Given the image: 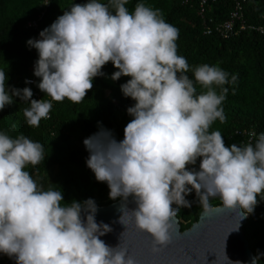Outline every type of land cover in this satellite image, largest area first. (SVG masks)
<instances>
[{
  "label": "clouds",
  "instance_id": "clouds-1",
  "mask_svg": "<svg viewBox=\"0 0 264 264\" xmlns=\"http://www.w3.org/2000/svg\"><path fill=\"white\" fill-rule=\"evenodd\" d=\"M128 2L76 3L41 31L40 39H29L39 56L37 87L50 99H32L30 87L9 89L0 70V111L18 97L30 102L23 110L26 124L39 127L50 118L53 101L82 102L109 62L116 69L113 81L129 77L121 91L135 104L127 109L132 119L124 139L117 141L100 126L83 141L86 164L98 182L108 185L109 198L124 202L119 222L126 226L125 218L134 217L159 253L172 242L180 208H191L186 197L193 190L205 214L214 198L241 220L254 212L258 197L264 200V133L254 144L226 147L220 131L210 132L215 121L226 120L224 86L237 76L229 80L218 64L190 69L178 55L179 29L159 9L138 3L130 12ZM196 85L203 91L198 93ZM44 159L41 143L0 132V254L15 264H137L127 248L100 239L112 228L97 223L94 200L62 204L61 191L44 190L25 170ZM197 160L199 170H189ZM130 197L133 210L127 206Z\"/></svg>",
  "mask_w": 264,
  "mask_h": 264
},
{
  "label": "trees",
  "instance_id": "trees-1",
  "mask_svg": "<svg viewBox=\"0 0 264 264\" xmlns=\"http://www.w3.org/2000/svg\"><path fill=\"white\" fill-rule=\"evenodd\" d=\"M86 2L51 0L42 21L34 30L28 29L27 25L37 20L44 10L43 0H0V70L8 77L6 83L9 89L30 87L32 90L25 81L33 76L31 66L39 56L36 49L29 48L27 41L40 39V32L50 27L64 11L76 3ZM100 2L107 3L108 0ZM138 3L159 9L166 22L179 29L178 55L186 58L190 69L201 64H218L229 73V80L231 76H237L234 84L224 86L228 88L222 105L225 122L215 121L209 131H220L226 147L234 143L244 145L249 134L255 132L254 144L259 134L264 133V0L243 3V19L250 29L239 31L236 24V33L227 38L215 31V25L229 19L235 5L233 0H216L214 3L209 0L203 16L199 12V0H129L126 7L131 12ZM208 29L212 30L210 34H206ZM102 71L105 75L94 79L92 90L82 102L74 104L67 99L53 101L50 118L42 119L39 127L26 124L23 110L30 107V102L21 101L18 97L13 98V104L0 111V132L11 138L23 134L43 145L45 159L35 167L29 165L25 170L44 190L61 191L64 196L62 204L92 199L97 207H106L121 200L109 198L108 185L98 182L86 164L89 152L83 141L98 132L100 126L110 130L117 141L123 140L124 128L132 119L127 109L135 104L121 91V85L130 78L121 77L113 81L111 76L116 69L111 62ZM187 75L194 80L191 70ZM39 82L40 78L37 85ZM196 88L198 93L203 91L199 85ZM43 99L50 98L43 93ZM199 163L200 160H197L196 165L189 166V170H199ZM186 199L192 206L179 210L177 219L181 231L189 229L203 212L194 190ZM221 205L219 198L210 199V209ZM263 205L264 200L258 197L254 209L256 219L250 218L244 226L245 236L258 264H264ZM9 259L0 254V263Z\"/></svg>",
  "mask_w": 264,
  "mask_h": 264
},
{
  "label": "water",
  "instance_id": "water-1",
  "mask_svg": "<svg viewBox=\"0 0 264 264\" xmlns=\"http://www.w3.org/2000/svg\"><path fill=\"white\" fill-rule=\"evenodd\" d=\"M122 203L120 200L106 207H97V223L112 228L100 239L110 247L121 245L127 248L137 264H252L256 258L244 233L247 217L241 220L236 212L223 205L211 208L209 214L202 212L198 221L185 231H181L176 218L178 229L172 242L159 253H154L152 237L136 228L134 217L125 218L126 226L119 222L123 214L119 210ZM127 206L129 210L136 207L131 197ZM0 264H15V260Z\"/></svg>",
  "mask_w": 264,
  "mask_h": 264
},
{
  "label": "built area",
  "instance_id": "built-area-1",
  "mask_svg": "<svg viewBox=\"0 0 264 264\" xmlns=\"http://www.w3.org/2000/svg\"><path fill=\"white\" fill-rule=\"evenodd\" d=\"M208 1L209 0H199L200 6H201L200 7L201 10L199 12H200L201 16H203L202 14L205 11V6L207 5ZM233 1H234L235 5H234V9L230 12L229 19L224 21V22H221V23L218 22L215 25V31L219 35L224 36L225 38L229 37V35H231V34L236 33V26H235L236 24H238V30L239 31H245L246 29H250V27H248L245 24V21L243 19V13H242L243 3L246 2L247 0H233ZM50 2H51V0H43L44 10L39 15L37 20H33V21H30L28 23V25H27L28 29L36 30L38 28L39 21L40 22L42 21L45 10L47 7H49ZM214 2H216V0H211V3H214ZM210 21H212V20H210ZM211 32H212V30L208 29L206 31V34H210ZM34 67H35V64H33L31 66V71L33 73V76L27 78L26 80H30L32 82L29 85L32 87L33 97L37 101H39V100L43 99V93L39 89L36 88L37 81L39 78L34 75ZM252 141H253V136L251 134H249V138H246L244 143L245 144L252 143ZM263 207H264V205H263ZM246 217H247V220H249L250 218L256 219V212H253L252 214H249Z\"/></svg>",
  "mask_w": 264,
  "mask_h": 264
}]
</instances>
